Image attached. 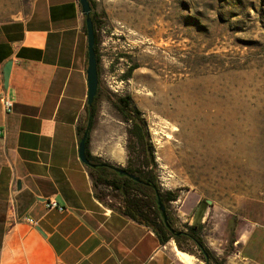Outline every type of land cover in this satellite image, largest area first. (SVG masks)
<instances>
[{"label": "rangeland", "instance_id": "1", "mask_svg": "<svg viewBox=\"0 0 264 264\" xmlns=\"http://www.w3.org/2000/svg\"><path fill=\"white\" fill-rule=\"evenodd\" d=\"M33 1L0 0V22L26 17ZM93 1L102 160H120L124 150L127 163L116 166L129 159L142 167L130 123L113 106L128 95L145 126L156 183L179 189L168 204L174 227L197 222L203 239L230 244L242 218L264 206V0ZM101 191L120 207V192Z\"/></svg>", "mask_w": 264, "mask_h": 264}, {"label": "crops", "instance_id": "2", "mask_svg": "<svg viewBox=\"0 0 264 264\" xmlns=\"http://www.w3.org/2000/svg\"><path fill=\"white\" fill-rule=\"evenodd\" d=\"M85 29L79 0H34L26 17L0 22V264H215L189 240L195 252L173 238L162 242L151 226L105 202L101 184L94 186L78 156L87 101ZM88 150L102 160L101 106ZM120 154L103 160L124 165L128 157ZM52 201L63 210L48 207ZM204 242L219 264H264V206L242 218L230 244Z\"/></svg>", "mask_w": 264, "mask_h": 264}, {"label": "trees", "instance_id": "3", "mask_svg": "<svg viewBox=\"0 0 264 264\" xmlns=\"http://www.w3.org/2000/svg\"><path fill=\"white\" fill-rule=\"evenodd\" d=\"M92 12L91 17L94 23V31L96 36L95 42V51H96V58L98 63V76H99V85L97 94L94 98L91 112L87 106V102L85 105V122L78 127V136L79 138L83 135L86 128H88V133L86 137V155L91 162L96 164L95 167H89L92 177L94 179V186L98 184L108 186L111 189H114L120 192V207L121 211L131 217L132 219L144 223L146 225L151 226L157 235L160 237L162 242H166L170 238H173L177 243L178 247L182 250H186L189 252H194L188 248H185V245H188L189 241H191L197 249L200 251L204 260L210 262L213 260L215 264H219L218 259L213 255V252L207 247L204 242V239L200 233L201 225L195 222L192 225H186L185 230H178L174 227V223L170 215L167 213V221L164 220L162 212L159 208L157 203L158 198L154 194L152 188L150 187V180H154L155 178L152 175V168H154L155 163L151 156L150 146L147 143L146 133H145V126L140 117V112L137 107H135L131 103L130 96H119L115 101H113V106L116 110L120 112L124 121H128L130 123V129L128 130V136H132L135 138V148L141 150L144 155L142 161L141 168H149V170H144L141 168L132 167L130 164V160L128 159V168H121L118 167L108 161L100 160L97 157H94L90 154L88 150L89 139H90V131L94 122L96 109H97V99L100 92V55L98 52L97 44H98V37L96 33L97 29V14L95 12V3L93 0H89ZM86 31V29H85ZM136 68L135 65L129 66L126 73L123 75L124 78H128L131 76V72ZM132 115L137 116L140 120L143 129L137 125V123L132 119ZM117 169H124L129 173H133L136 177L140 179V181H136L123 173H119ZM156 183V181H155ZM158 185V184H157ZM159 186V185H158ZM160 187V186H159ZM164 198L162 203L164 207H166L165 202L167 201H174L179 197V189L175 190H166L160 193ZM105 202H107L105 200ZM111 205L110 203H108ZM199 204H204V201H200ZM166 213V212H165ZM202 213V211H201ZM200 213L199 216L202 214ZM198 216V219H199ZM169 226H167V224ZM173 229L175 232H171ZM178 232V234H177Z\"/></svg>", "mask_w": 264, "mask_h": 264}, {"label": "water", "instance_id": "4", "mask_svg": "<svg viewBox=\"0 0 264 264\" xmlns=\"http://www.w3.org/2000/svg\"><path fill=\"white\" fill-rule=\"evenodd\" d=\"M79 3L81 6L82 14L84 15V18H85V28H86V35H87V67H86L87 101L86 102H87L89 111L91 112V107H92L94 98L97 94L98 85H99L98 63H97L96 51L94 47L95 42H96V36H95V31H94V23L91 17L92 7L90 4V1L89 0H79ZM10 69H11V61H8L4 64L2 68L4 87L8 86ZM87 133H88V128L85 129L83 135L79 139L78 156L80 160L88 167H95L96 164L91 162L86 155V142L85 141H86ZM117 171L119 173H123L127 175L128 177L136 181H140V179L136 177L133 173H129L128 171L124 169H117ZM157 198H158L157 203L162 212L163 218L165 221H167L165 207L160 197L157 196ZM167 226L169 225L167 224ZM171 232L174 233L175 231L171 229Z\"/></svg>", "mask_w": 264, "mask_h": 264}, {"label": "flooded vegetation", "instance_id": "5", "mask_svg": "<svg viewBox=\"0 0 264 264\" xmlns=\"http://www.w3.org/2000/svg\"><path fill=\"white\" fill-rule=\"evenodd\" d=\"M132 119L137 123L138 126H140V127L143 129V126L141 125L140 120H139V118H138L137 116L132 115ZM125 168H128V167H125ZM149 185H150V187L152 188V190H153L154 194L156 195V197L159 196L160 199L163 200L162 198H164V196H162L160 193L164 192V190H162V189L157 185V183H155L154 180H150V184H149ZM171 202H172V201H167V202H165V205H166V207H165V212H166V214H167V213L169 214V207H168V204H170ZM169 215H170V214H169ZM170 217H171V216H170Z\"/></svg>", "mask_w": 264, "mask_h": 264}, {"label": "built area", "instance_id": "6", "mask_svg": "<svg viewBox=\"0 0 264 264\" xmlns=\"http://www.w3.org/2000/svg\"><path fill=\"white\" fill-rule=\"evenodd\" d=\"M2 103H3L4 107L6 108V110L11 109L12 104L6 98H2ZM47 206L50 208H58L59 210H63V208L61 206H59L56 201L49 202L47 204Z\"/></svg>", "mask_w": 264, "mask_h": 264}, {"label": "bare ground", "instance_id": "7", "mask_svg": "<svg viewBox=\"0 0 264 264\" xmlns=\"http://www.w3.org/2000/svg\"><path fill=\"white\" fill-rule=\"evenodd\" d=\"M179 252V251H178ZM187 253V252H186ZM186 253H181L186 259H189V255H187ZM191 255V254H190Z\"/></svg>", "mask_w": 264, "mask_h": 264}]
</instances>
